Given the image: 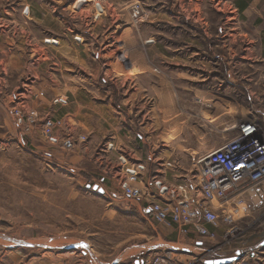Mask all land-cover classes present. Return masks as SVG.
Wrapping results in <instances>:
<instances>
[{
	"label": "rangeland",
	"instance_id": "rangeland-1",
	"mask_svg": "<svg viewBox=\"0 0 264 264\" xmlns=\"http://www.w3.org/2000/svg\"><path fill=\"white\" fill-rule=\"evenodd\" d=\"M126 75L137 98L118 92ZM142 98L144 150L168 151L170 174L187 153L196 163L248 135L264 143V0H0V264H132L124 253L178 247L186 264L228 250L242 251L234 264H264V183L243 198V237L218 253L220 239L176 241L134 201L87 189L100 172L93 154L125 127L113 108L136 122ZM28 109L39 121L25 133ZM45 117L62 132L45 138Z\"/></svg>",
	"mask_w": 264,
	"mask_h": 264
},
{
	"label": "built area",
	"instance_id": "built-area-1",
	"mask_svg": "<svg viewBox=\"0 0 264 264\" xmlns=\"http://www.w3.org/2000/svg\"><path fill=\"white\" fill-rule=\"evenodd\" d=\"M14 112L16 118H21V111L14 109ZM38 121V112L28 109L23 123L24 132L30 133ZM40 121L41 133L45 138H51L56 128L60 127L55 119L45 117ZM85 141L84 136L77 140L68 137L62 140L61 146L71 151L76 142ZM140 170L128 175L122 186L123 199L143 201L148 208L147 216L153 223L174 227L184 240L203 239L215 243L221 231L222 245L214 250L218 253L222 247L231 248L232 243L242 238L246 231L242 225L248 215V205L241 194L248 188L264 183V143L252 134L202 157L184 183L175 189L176 196L167 199H159L153 192L152 188L157 186L155 180L145 189L135 186L140 180L143 166H140ZM182 250L178 247L174 250L164 249L161 253H142L132 264H186L179 260ZM230 252L242 253L238 250L227 251ZM235 254L231 253L230 256Z\"/></svg>",
	"mask_w": 264,
	"mask_h": 264
},
{
	"label": "crops",
	"instance_id": "crops-1",
	"mask_svg": "<svg viewBox=\"0 0 264 264\" xmlns=\"http://www.w3.org/2000/svg\"><path fill=\"white\" fill-rule=\"evenodd\" d=\"M133 77L131 75H126L119 90H117L118 92L121 91L125 96H129L131 92H134L135 94L131 93V96H133L132 98H137V85L135 83L136 80ZM112 85L116 89V84L112 82ZM156 98L158 99L157 112L164 113V104H162L161 102V99L164 98V95H161L158 92ZM145 100L146 101L143 102V98L140 99L139 105L135 107V118L137 119L136 122L127 119V114H124V111L122 109L118 107L113 108L115 115L117 116V118L115 119L117 121H121L125 127L123 129H119V132L118 129L114 130V134H112L107 141H104L105 143L101 146L98 153L93 154V163L100 170L98 175V182L94 181L93 185H97L99 188H102L104 194L110 192L114 198H117V200L120 201L124 200L122 193V186L124 182L126 181L128 175L133 173L132 169L139 164L144 165L145 167L144 170L140 172V180L137 184H135V186H139L140 188L145 189L150 186L151 181L155 180L157 182V186L155 185L152 190L154 193H156L159 199H167L169 197L176 196L175 189H177L179 185H182V183H184V180L195 168L194 154L192 156L190 153H187L183 155L181 161L183 163V169H179L180 171L175 172L174 174H170V170L166 167L164 162L169 158L166 157L168 155L167 153H169L168 151L164 150L161 152L150 153L149 150L145 152L146 150L144 149L146 147L150 148V142H148V139L144 137L143 131L147 128L146 121H151L152 119L150 116V113L152 112V110H150L151 102L149 99ZM158 103L160 104V108L158 106ZM175 116L176 110L174 109L173 117ZM139 119L142 121V124H145L144 126L138 123ZM175 121L176 117L174 119V123ZM60 132H62L61 127L56 131V133ZM162 142L164 143V140ZM90 143L91 141H88L87 143L83 144L82 151H78L77 155L80 154V160H87V152L90 149ZM165 158L167 159L165 160ZM174 160L176 161V159ZM254 188H257V186H254L252 189L248 188L244 193L241 194V196H244L243 198H246V194H250V192ZM134 203L137 204V210H142L143 213L147 215L148 208H146V204L143 201H134ZM168 229H170L174 234L176 241L181 239L178 236L177 229H175L174 227H168ZM218 235L219 237L217 239H220L221 231H219ZM141 254L142 253H135L134 255H130V253H124L125 258L127 259L134 256L133 261H135L136 258ZM122 262L124 261L122 260Z\"/></svg>",
	"mask_w": 264,
	"mask_h": 264
},
{
	"label": "water",
	"instance_id": "water-1",
	"mask_svg": "<svg viewBox=\"0 0 264 264\" xmlns=\"http://www.w3.org/2000/svg\"><path fill=\"white\" fill-rule=\"evenodd\" d=\"M87 189H92L93 191L97 192L100 195L104 194V191L102 188H99L97 185L91 187L88 186ZM262 247H264V242L262 243ZM240 254L236 253L234 256L232 257H227V258H223V259H219V260H213V261H208L206 262V264H233L234 262H237L240 260Z\"/></svg>",
	"mask_w": 264,
	"mask_h": 264
},
{
	"label": "trees",
	"instance_id": "trees-1",
	"mask_svg": "<svg viewBox=\"0 0 264 264\" xmlns=\"http://www.w3.org/2000/svg\"><path fill=\"white\" fill-rule=\"evenodd\" d=\"M238 8H239V10H240V12H241V11H244L247 7H246V5H245V6H243V5H238Z\"/></svg>",
	"mask_w": 264,
	"mask_h": 264
},
{
	"label": "bare ground",
	"instance_id": "bare-ground-1",
	"mask_svg": "<svg viewBox=\"0 0 264 264\" xmlns=\"http://www.w3.org/2000/svg\"><path fill=\"white\" fill-rule=\"evenodd\" d=\"M224 10V9H223ZM220 11V10H219ZM231 18V17H230ZM229 20V19H228ZM231 20V19H230ZM219 259H223V257L222 258H217V259H215V260H219ZM214 260V261H215ZM210 261V260H209ZM211 261H213V260H211ZM206 262H208V261H205L204 263L206 264Z\"/></svg>",
	"mask_w": 264,
	"mask_h": 264
}]
</instances>
